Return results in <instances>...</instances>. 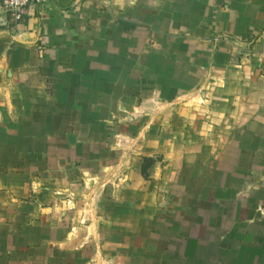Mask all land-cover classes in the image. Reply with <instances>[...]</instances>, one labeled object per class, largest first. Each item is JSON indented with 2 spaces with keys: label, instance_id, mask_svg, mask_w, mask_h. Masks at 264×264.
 <instances>
[{
  "label": "rangeland",
  "instance_id": "374dc122",
  "mask_svg": "<svg viewBox=\"0 0 264 264\" xmlns=\"http://www.w3.org/2000/svg\"><path fill=\"white\" fill-rule=\"evenodd\" d=\"M79 16L65 59L41 51L51 60L34 66L48 77L41 91L24 86L23 64L0 63V215L28 248L11 251L27 264H264V174H251L261 182L244 192L226 178V187L210 188L212 174L197 181L185 158L181 172L179 123L153 76L145 85L154 93H141L138 107V95L121 109L111 88H89L90 70L115 53L106 37L116 24ZM95 136L105 142L87 141ZM145 155L158 160L146 177ZM67 243L78 249L55 248Z\"/></svg>",
  "mask_w": 264,
  "mask_h": 264
},
{
  "label": "crops",
  "instance_id": "0c3cea01",
  "mask_svg": "<svg viewBox=\"0 0 264 264\" xmlns=\"http://www.w3.org/2000/svg\"><path fill=\"white\" fill-rule=\"evenodd\" d=\"M80 1L32 3L17 22L0 14V63L23 64L27 73L20 80L41 91L47 76L34 66L44 61L47 67L51 61L41 51L65 59L75 45L81 12L105 18L101 25L112 20L116 27L106 42L115 53L90 70L88 79L94 84L86 81L91 91L94 86L111 88V100L121 109L127 100L132 102L129 95H138V107L141 93H154L145 85L153 76L152 85L162 94L158 97L170 108V120L179 123L178 157L186 159L185 173L195 164L191 174H197V181L200 175H216L210 188L246 192L257 186L261 181H252L251 174H264V0H84L88 6L83 8ZM123 46L127 51L122 57ZM48 76L53 86L59 84L56 76ZM92 140L105 142L102 136L87 141ZM77 151V157L88 153L82 146ZM144 157L154 160L151 167L158 161ZM5 217L0 215V264H27L11 251L28 249L26 237L15 234ZM70 235L66 242L75 238ZM67 244L55 248L78 249Z\"/></svg>",
  "mask_w": 264,
  "mask_h": 264
},
{
  "label": "built area",
  "instance_id": "2783aa9c",
  "mask_svg": "<svg viewBox=\"0 0 264 264\" xmlns=\"http://www.w3.org/2000/svg\"><path fill=\"white\" fill-rule=\"evenodd\" d=\"M48 0H0V14L8 16L12 21L21 20L26 8L32 4L44 3Z\"/></svg>",
  "mask_w": 264,
  "mask_h": 264
},
{
  "label": "trees",
  "instance_id": "16d2710c",
  "mask_svg": "<svg viewBox=\"0 0 264 264\" xmlns=\"http://www.w3.org/2000/svg\"><path fill=\"white\" fill-rule=\"evenodd\" d=\"M154 163V160L152 158H145L143 161V164L141 166V172L146 177L147 176V170L152 166Z\"/></svg>",
  "mask_w": 264,
  "mask_h": 264
}]
</instances>
